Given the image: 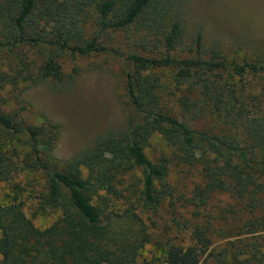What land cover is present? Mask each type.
Returning <instances> with one entry per match:
<instances>
[{
  "label": "trees",
  "instance_id": "16d2710c",
  "mask_svg": "<svg viewBox=\"0 0 264 264\" xmlns=\"http://www.w3.org/2000/svg\"><path fill=\"white\" fill-rule=\"evenodd\" d=\"M186 2L0 0V92L19 79L48 82L57 93L69 88L73 77L64 74L52 57L45 56L32 67L28 50L35 47L83 57L116 55L115 49L104 45V36L119 32L126 48L118 53L125 66L122 121L96 133L89 146L61 167L48 157L53 147L48 128L57 126L28 124L17 113L0 109V137L25 134L26 153L19 162L42 177L40 209L59 211L46 230L35 233L36 239L28 241L21 235L15 241L20 234L9 209L0 206L4 210L0 211L1 264L128 263L134 252L130 254L127 232L108 240L104 233L97 238L102 232L101 211L92 198L101 191L117 195L115 185L132 168L140 173V187L131 185L137 202L151 212L165 203L172 226L188 232L184 246L161 240L164 264H206L213 251L212 231L220 239L264 232V56L245 55L246 45L234 40L231 46L243 51L235 60L229 55L231 48L210 40L202 26L189 32ZM163 71L168 74L165 80ZM169 96H176L174 109L169 107ZM202 114L221 120L227 128L193 127L191 122ZM154 134L173 148L176 163L197 168L200 182L191 192L195 207H204L213 193H225L237 203L232 225L224 228L219 223L213 229L208 220L180 221L167 181L169 158L153 162L144 153ZM12 169L0 150V182L9 178ZM143 238V243L148 242V234ZM105 241L115 242V257L101 247ZM25 242H31L27 254L14 258L13 248ZM31 244L38 247L31 251ZM255 248L241 245L230 259L253 264Z\"/></svg>",
  "mask_w": 264,
  "mask_h": 264
},
{
  "label": "rangeland",
  "instance_id": "374dc122",
  "mask_svg": "<svg viewBox=\"0 0 264 264\" xmlns=\"http://www.w3.org/2000/svg\"><path fill=\"white\" fill-rule=\"evenodd\" d=\"M184 12L189 32L197 25L202 26L210 40H219L225 47L231 48L229 55L236 57L235 60L243 56V51L231 46L234 40L246 45L248 50L244 52L245 55L251 58L264 56V0H187ZM104 45L121 55L126 50L119 32L107 33ZM118 53L83 57L45 47L30 49L28 56L32 67L38 65L45 56H50L60 65L64 74L73 77V82L65 92L57 93L52 91L48 82L19 79L16 84L8 85L0 92V109L17 113L28 124L57 126L48 128L53 135V147L48 157L61 167L72 155L89 146L96 133L117 126L122 121V72L125 66ZM160 75L162 80L168 76L164 71ZM168 100L171 102L169 107L174 109L172 106L177 104L176 96H169ZM191 125L213 131L227 128L221 120L206 114L192 121ZM0 150L13 166L9 178L0 182V206L9 209L15 231L20 234L15 241H20L21 235L28 241L36 239L35 233L46 230L59 217V211L40 209L37 197L41 193L42 177L38 171L23 167L19 162L26 153L25 134L3 135L0 137ZM144 153L153 162L169 158L167 181L172 187L173 211L180 221L191 224L208 220L213 229L219 223L224 228L233 224L232 218L236 217L239 206L225 193H213L204 207H195L191 192L200 182L198 170L176 163L172 158L175 153L173 148L160 135L150 137ZM120 179V184L115 185L117 195L101 191L92 198V204L101 211L102 232L97 238L104 233L108 240L127 232V245L130 254H134L125 264H164L163 251L159 247L161 240L170 239L184 246L188 244L187 230H176L172 226L171 210L165 203L151 212L137 202L135 194L131 192L134 189L131 185L140 187L137 168L125 172ZM196 213L198 215L194 217ZM146 234L149 240L143 243ZM29 243H22L21 246L17 243L13 248V257L18 260L23 258ZM212 243V256L206 260V264H240L242 260L239 257L231 261L230 256L241 245L257 246L253 249L257 252L254 259L258 264L264 261V232L246 235L234 233L231 237L220 239L212 231ZM37 247L36 244L29 245L31 251ZM101 247L115 257L117 251L114 241L102 242Z\"/></svg>",
  "mask_w": 264,
  "mask_h": 264
}]
</instances>
